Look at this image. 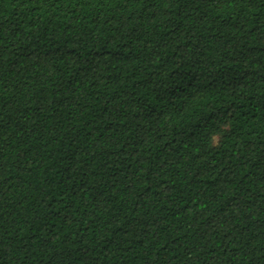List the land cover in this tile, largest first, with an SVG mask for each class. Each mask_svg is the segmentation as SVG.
<instances>
[{
  "label": "trees",
  "instance_id": "1",
  "mask_svg": "<svg viewBox=\"0 0 264 264\" xmlns=\"http://www.w3.org/2000/svg\"><path fill=\"white\" fill-rule=\"evenodd\" d=\"M0 264H264V0H0Z\"/></svg>",
  "mask_w": 264,
  "mask_h": 264
}]
</instances>
